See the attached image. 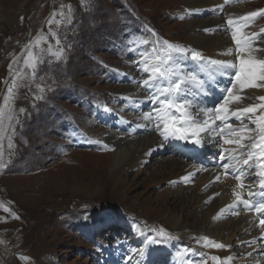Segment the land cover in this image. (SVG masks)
<instances>
[{"label": "rangeland", "instance_id": "rangeland-1", "mask_svg": "<svg viewBox=\"0 0 264 264\" xmlns=\"http://www.w3.org/2000/svg\"><path fill=\"white\" fill-rule=\"evenodd\" d=\"M239 2L253 10L264 9V0ZM181 3L182 0H0V106L13 79L9 64L14 58L18 60L13 69L20 73L15 118L11 125L5 121L6 131L0 140L6 164L0 169V264H4V257L10 260L7 264H147L148 247L140 233L155 237L161 228L172 238L158 244H167L172 251L167 258L160 247L163 255L153 256L158 260L149 264H174V258L179 261L176 264H209L210 251L229 257L224 248L203 239L225 244L213 236L211 220L204 216L207 208L185 198H200L203 194L205 188L200 191L195 182L204 171L187 182L182 177L167 179L170 169L161 170V162L155 163L154 159L159 155L153 152L143 162L145 169L127 170L130 184L121 196V186L115 187L117 177L104 166L110 159L107 154L115 150L105 140L106 132L115 130L120 134L117 124L132 126L119 106L125 102L126 110H135L121 94L132 84L133 75L137 82L147 78L135 63L148 47L143 42L169 41L199 52L181 33V26L215 16L210 14L212 9H206L205 17L197 18ZM255 23L263 29L264 16L257 17ZM29 42L34 56L43 60L35 78L24 67V46ZM60 49L63 55L57 59L55 53ZM143 94L146 97L149 93ZM147 107L148 102H144L136 114ZM106 115L108 119L103 118ZM132 130L139 131V127ZM165 148L160 159L168 156L185 162L186 175L191 162ZM181 166L178 169L184 171ZM79 178L86 185H103L86 193L74 190L73 185L69 187L72 179ZM64 182L68 192L62 193ZM55 187L59 191L55 192ZM169 213L183 216L185 230L173 227L164 218ZM249 232L244 233L246 239ZM231 242L234 243L228 245L233 247L235 257L246 264L257 261L253 250L248 259L244 258L250 248L243 246V237ZM142 251L146 252L144 257L138 254ZM154 254L160 253L155 250Z\"/></svg>", "mask_w": 264, "mask_h": 264}, {"label": "snow or ice", "instance_id": "snow-or-ice-1", "mask_svg": "<svg viewBox=\"0 0 264 264\" xmlns=\"http://www.w3.org/2000/svg\"><path fill=\"white\" fill-rule=\"evenodd\" d=\"M224 2L227 4L230 0H224ZM63 7L64 5H61V8ZM68 7L70 10V6ZM219 7L223 10V5ZM55 15L56 13H53V18ZM60 15L63 16V12ZM259 16H264V9L249 11L236 20H226V26L231 31L234 41L235 52L233 48H229L222 55L232 56L233 59L205 58L200 52L169 41H144L143 43L148 47L140 52V58L135 62L147 77L138 82L140 87L149 93L144 97V102H151L153 105L148 112L142 113L141 118L151 123L153 130L161 137L158 147H164L165 142L175 141L203 146L205 135L209 137L210 142L232 146L221 148L218 162L225 174H232L240 181L238 187L248 189V199L244 198L243 193L234 192L236 200L225 209H221V213L242 205L245 210H254L258 215L264 216V96L255 98L260 103L245 107H231L233 104L239 105L243 100L249 99L239 94L244 90L264 89V46L258 43L261 35H264V29H261L259 33L242 31ZM52 22L49 21L50 24ZM56 23L60 22L56 21ZM68 23H71L70 16ZM39 42L38 39L36 43ZM56 43L59 44L58 38ZM157 44L160 46L157 47ZM24 47L27 49L24 67L29 68L31 76L35 78L38 66L43 63V60L34 56L31 51V42ZM62 55L63 49L55 53L57 59H60ZM17 60L18 58H14L9 64L13 79L7 87L2 106H0V140L6 131L5 121L7 120L11 125L15 118L14 101L20 87L17 82L20 73L13 69V64L17 63ZM225 74L231 77L230 86L219 89L216 79ZM213 86L223 91L225 95L221 103L209 108L205 104V98L212 94ZM40 91L43 92V88ZM129 101L135 105L140 103L131 98ZM105 110L111 111L107 108ZM20 111L24 110L20 109ZM232 119L238 121L239 126H234L231 123ZM11 146L9 141V147ZM3 155V151L0 150V169L6 167ZM191 175L192 173H189V176L181 179L187 182ZM219 179L220 177L217 176L216 180ZM248 179H255L257 183L245 184L244 181ZM256 197L260 200L256 201ZM257 226H264V219H260ZM140 234L145 235L143 232ZM146 238L150 244H155L172 237L161 228L155 237ZM203 239L217 248L230 247V245L211 241L208 237ZM261 239H264V231H262ZM251 243L256 241L253 240ZM138 254L144 257L146 252L142 251ZM211 259L221 261L223 264V260L230 261L232 257L212 256ZM256 264H259V261Z\"/></svg>", "mask_w": 264, "mask_h": 264}, {"label": "bare ground", "instance_id": "bare-ground-1", "mask_svg": "<svg viewBox=\"0 0 264 264\" xmlns=\"http://www.w3.org/2000/svg\"><path fill=\"white\" fill-rule=\"evenodd\" d=\"M182 3L184 4L185 8L187 7L186 9L194 13L195 17L197 18L205 17V15L207 14L206 9H212L211 10L212 12L210 14L213 13L215 14V17L205 18L203 21L191 20L189 22H186L183 26H181V33H183L186 39H188L191 46H193L196 50L201 52L202 55L206 58L233 59L232 56L222 55V53H224L229 48H233L235 52V45L231 36V31L227 28L225 22L228 19L236 20L238 17H242L247 12L253 11V9L248 8L247 6L241 4L239 0H230L228 7H226L224 0H182ZM220 5H223V10H221V8L219 7ZM220 13L222 14L219 15ZM205 29H208V31H205ZM260 30L261 28L258 27L257 23H255V20L251 22L249 27L242 29L243 32H257V33H259ZM262 36L263 35H261L258 43L264 46V37ZM225 75L226 78H228L227 74ZM132 78H133L132 84L127 85L126 91L123 92L121 95L123 96V98H126V100H129V98H131L132 100H138L140 103L139 105L133 104L135 109L134 112L128 111L129 109L126 110L127 107L125 106V102L121 106H119L120 109L119 111H121L122 116L129 118L128 120H130L132 126L129 125L125 127L124 124L120 125L121 129L125 131V132H121L123 134L121 133L119 134L118 132H115V130L114 132L111 133L107 131L106 133L108 135L105 139L106 141L110 142L112 146H114L115 150L107 154V156H109L110 159L108 163L105 164L104 166L110 170V174H112V176L114 175L117 177L116 178L117 180H115L117 182L115 184V187L121 186L122 188V191L120 192L121 196L125 194V191L130 184L127 183V179H128L127 170L133 167H142L143 169H145V166H143L144 164L143 162H145V160H148L153 152H157L158 155L161 157L160 154L166 152L164 150L166 149L165 147H167L165 145L164 147H158V145L161 143V137L159 136L158 132L153 130V126L151 123H149L148 121L146 122V120L141 118L142 113L148 112L153 107L151 102H148V107L142 110V113L136 114V112H138V108H141L144 104L145 95L143 94V91L145 90H143L140 87L139 83L137 82L138 78L134 77V75L132 76ZM229 79H231L230 76ZM239 94L242 96H247L249 97V99L243 100L242 103L239 105L233 104L231 105V107L233 108L238 106L245 107L248 106L249 104L260 103V101L256 100L255 98L264 96V89H246ZM224 95H221L218 98L214 99V103L209 105L208 107L212 108L214 106H217L219 103L222 102V97ZM258 114L259 111L257 112V115ZM103 118L108 119L109 116L106 115ZM119 123L121 122L119 121ZM237 123L233 122L232 124L236 126L238 125ZM142 125H146V126H142ZM134 127H139V131H133L132 129ZM125 133H131L132 135H127ZM204 140L209 141V137L205 135ZM175 143L178 144L177 147H179L180 150L184 149L185 147L187 148L189 145H192V147L189 148V150L191 149L194 151L195 147H197V145L188 144L185 142L175 141ZM223 146L226 148L232 147L229 145H223ZM159 156L157 158H154L155 160H157L155 163L161 162L160 167H162L161 170L163 171L168 168L170 169V177L167 179L186 177L189 176V173H192L191 176H195L197 172H203V170L199 169L196 164L190 161L191 168L190 170H188L189 172H187V174L184 175L183 173L188 169V166L185 162L182 163L179 159L175 157L167 158L168 156L165 157L163 160H161ZM75 163L73 162V164ZM181 165H184L185 167L184 171L178 169L179 167L180 168L182 167ZM88 167H90V165ZM105 167L102 168L105 169ZM182 174L184 176H182ZM213 174L210 171L204 172L203 176L199 180L197 179V181L195 182V185L199 184L200 191L201 189H203V187L205 188L203 190V194L200 195V198L199 197L192 198V196L185 197L186 201H189V203L194 202L196 205H198L203 209L207 208L204 216L205 217L209 216V221L211 220L210 224H212V226L214 227L213 230H215L213 231L214 234L213 236L222 239V241L225 243L224 245L226 244L228 245L231 243L233 244L234 242L231 241H233L235 237L236 238L243 237V240H245L246 236L244 233H246V231L248 230L250 232L254 230V225H253L254 223L250 221L249 215H240L236 218H228L226 211L221 213V209H222L221 207L234 200L232 199L233 194L231 193L239 192V190L235 191V189L231 188L234 182L230 179H226L225 181L208 185L212 179L213 180L215 179ZM81 178H83V176ZM81 178H79V180H75L77 179V177H75V179H72L73 182L72 184H68L69 187L70 185H73L74 190L76 191L81 190L82 192L86 193V191L89 190L93 191V189H95L96 187L101 188V185H103V183L100 182L97 183L94 182L86 185L85 182L83 183L80 182ZM65 185H67L66 182L62 183V186H64L62 188L63 190L61 191L62 193L68 192V190H66L65 188L66 187ZM54 189L56 190L55 192L59 191L58 187H55ZM218 192H221V194L219 196H214ZM164 218L168 220L173 227H178L182 231L185 230L187 226L186 223L182 225L183 216L181 215L176 216L169 213L167 216H164ZM144 233L145 235H140V237L144 238L143 240H145L146 245L148 247V254L149 256H151L153 255L155 250L158 249L157 247L160 248L163 246H160L161 244L158 243L150 244L146 237H151V236H149L147 232ZM224 234L226 235V237H224ZM224 249H225L224 254L231 256L232 259L231 261L228 262L227 260H223V264H246L244 260L242 261L241 258L234 256L235 255L234 249L232 250L227 247H225ZM251 250L252 248L248 249V251ZM169 251H170V246L167 244L166 246L164 245V247L161 250V252L164 254L169 253ZM210 252L214 253L217 251H210ZM216 254L220 258H224L220 253L217 252ZM8 262H10L8 257H4V264H7ZM172 262L176 264L178 260L174 258L172 259Z\"/></svg>", "mask_w": 264, "mask_h": 264}, {"label": "water", "instance_id": "water-1", "mask_svg": "<svg viewBox=\"0 0 264 264\" xmlns=\"http://www.w3.org/2000/svg\"><path fill=\"white\" fill-rule=\"evenodd\" d=\"M209 255H210V264H221V261H213V260L211 259L212 256H217V257H219L216 253L211 252Z\"/></svg>", "mask_w": 264, "mask_h": 264}]
</instances>
